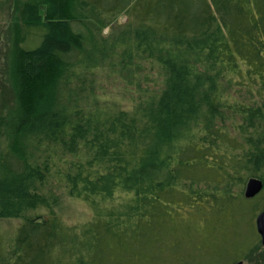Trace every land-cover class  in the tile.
Wrapping results in <instances>:
<instances>
[{"label": "trees", "instance_id": "obj_1", "mask_svg": "<svg viewBox=\"0 0 264 264\" xmlns=\"http://www.w3.org/2000/svg\"><path fill=\"white\" fill-rule=\"evenodd\" d=\"M15 6L21 92L0 117V218L22 221L0 233V264H234L248 254L264 209V0ZM93 69L130 87L126 107L98 105L93 78L85 83ZM55 149L73 157L63 170ZM52 171L89 207L87 221L54 212L40 190ZM251 177L263 189L245 198ZM39 208L48 215L27 214ZM228 223L240 242L210 252L201 238Z\"/></svg>", "mask_w": 264, "mask_h": 264}, {"label": "rangeland", "instance_id": "obj_2", "mask_svg": "<svg viewBox=\"0 0 264 264\" xmlns=\"http://www.w3.org/2000/svg\"><path fill=\"white\" fill-rule=\"evenodd\" d=\"M17 15L18 12L16 10L15 0H0V117H6L8 111L16 108L18 105V94L21 92L17 86L14 87V82L17 77L14 76L13 78L11 74L13 68L15 69V61L17 59V54L13 46L18 34V25L16 23ZM124 20L125 15L122 14L117 18L116 22L120 24ZM110 32L111 29L105 27L100 32L99 36L107 38ZM92 78L94 81H92ZM90 81H92L91 84L94 91L93 97L97 99L99 106H103L105 101L109 103L114 101L121 102L122 106H127V93L128 90L131 89L129 86H125L118 77L110 73L108 75L107 72L101 69H93L91 73H88L85 83L89 84ZM75 85L76 82L72 81L68 84L69 87L67 88H73ZM142 85L144 86L145 84L141 83V86ZM68 89L64 88L63 90V103L66 101L65 93ZM234 94L244 103H247L254 98L247 94L244 89H236ZM91 97L92 96L90 95L89 99ZM237 120L240 121L241 119L237 118ZM55 150H57V154L53 159L56 162V166L53 169L54 171L56 168L63 170L65 166V162L63 161H69L73 157L70 154L61 155L58 149ZM35 155L38 157L39 154L36 153ZM61 159H63V161H61ZM244 187L245 184L241 188L242 194ZM40 190L45 194L49 193L54 196L56 204L53 206V210L66 224L79 225L91 217L89 207L81 199L70 196L65 188L62 178L53 171L50 178L44 182ZM261 195V199L264 200V192ZM27 214L29 216L41 215L42 217H46L48 215V210L46 208H39L35 211L27 212ZM21 221L22 219L17 217L0 218V233L4 237L9 238ZM252 228L255 232L254 220H252ZM212 231H209L206 234V237L203 236L201 238V240H204L205 247L208 248L210 252L214 251L212 249L232 247L228 246L232 243L237 245V243L240 242V237L242 235L238 229L233 230L230 223L226 226L215 224L213 225ZM255 241L256 236H248L247 242L251 245L252 249L244 257L237 258V261L234 264H238L239 262H241V264H264V248L260 241Z\"/></svg>", "mask_w": 264, "mask_h": 264}, {"label": "water", "instance_id": "obj_3", "mask_svg": "<svg viewBox=\"0 0 264 264\" xmlns=\"http://www.w3.org/2000/svg\"><path fill=\"white\" fill-rule=\"evenodd\" d=\"M262 188L263 182L259 178L251 177L245 183L243 195L245 198H253L262 191ZM254 225L259 236L260 243L264 248V209L257 214ZM238 264H241V262Z\"/></svg>", "mask_w": 264, "mask_h": 264}]
</instances>
